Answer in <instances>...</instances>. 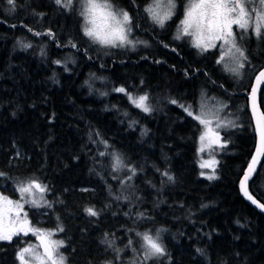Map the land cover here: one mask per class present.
<instances>
[{
    "label": "trees",
    "instance_id": "trees-1",
    "mask_svg": "<svg viewBox=\"0 0 264 264\" xmlns=\"http://www.w3.org/2000/svg\"><path fill=\"white\" fill-rule=\"evenodd\" d=\"M148 1L113 0L138 25L130 35L154 48L133 52L84 36L75 0H0L1 190L16 197L30 178L47 186L41 224L63 228L65 264H264V215L238 186L255 147L248 92L264 54L244 47L248 81L239 83L217 50L175 39L183 0L163 28L144 11ZM127 93L147 95L152 110ZM205 101L214 126L217 116L236 123L217 129L224 147L212 179L201 174L202 125L184 110L199 114ZM259 103L264 112V87ZM117 156L123 166L113 171ZM249 190L264 203V159ZM137 233L158 234L166 256L146 261ZM20 246L0 242V264H18Z\"/></svg>",
    "mask_w": 264,
    "mask_h": 264
},
{
    "label": "snow or ice",
    "instance_id": "snow-or-ice-1",
    "mask_svg": "<svg viewBox=\"0 0 264 264\" xmlns=\"http://www.w3.org/2000/svg\"><path fill=\"white\" fill-rule=\"evenodd\" d=\"M55 4L61 8H72L74 0H54ZM81 5L80 15L83 17V34L93 43L111 48H123L126 45H134V43H144L143 41H133L130 34L133 31L132 17L127 10L118 8L113 0H75ZM9 5L15 6V0H7ZM178 10L177 0H151L147 4L144 11L147 13L151 21L163 28L165 23L172 19ZM239 30V33L234 31ZM31 31V29H29ZM251 32L259 39H264V0H185L183 9V18L177 25V35L175 39H181L182 36L192 38V46L201 52H207L213 48H219L221 55L217 59V63H222L227 57L234 63V67L229 68L233 74L239 75V69L244 68L243 60H246L245 52L238 46L239 39H243V34ZM36 35H41L36 33ZM52 36L51 32L46 33ZM219 42V43H218ZM30 44H24V48L30 47ZM76 47L75 44L71 45ZM55 63H60L55 61ZM261 84H264V71H261L255 78V84L251 86L249 99L251 100L252 113L255 119V133L258 138L256 154L252 157V162L245 172L244 178L240 181L241 190L244 195L256 204L257 207L264 210V204L258 203L249 195L246 189V183L250 179V173L255 170L254 165L258 161V157L264 155V112L259 111L257 104V92L260 90ZM116 92L126 93L123 87L116 88ZM129 101L137 108L144 112H150L152 109L148 106V96L142 95L133 97L127 93ZM172 103H177L175 100ZM222 105V108H226ZM189 116L203 126V131L199 137L200 148L203 152L206 148L211 149L214 146L223 148L224 144L220 142V135L217 129L221 127H235V121L229 120L226 123L221 122L219 116L216 117V126L213 128L212 120L208 119L204 113L194 114L188 108H185ZM106 143V142H105ZM101 156L105 153L101 152ZM216 163L215 160L204 161L200 167H212ZM123 166V161L117 156L114 158L113 171ZM135 174L134 169H130ZM203 175V173H201ZM0 172V176H4ZM164 175H167L165 173ZM212 179V176L208 177ZM128 179H131L129 177ZM171 180L172 177L168 176ZM15 192L19 193V199L13 200L8 196L0 195V242H13L14 237L21 235L27 236L29 233L34 235L40 241L39 245L33 247H21L16 252V259L19 264H65L66 257L59 252L63 247L62 240L52 239L53 232L41 230L31 225L28 219V213L24 211V204H29L36 208L41 207L43 196H37V193L47 191V186L38 183L36 179L30 178L27 181L18 182ZM48 207H51L47 201H44ZM88 215L96 216L98 213L93 208L85 210ZM143 215V214H141ZM59 231H63L57 225ZM159 232V230H158ZM107 236V234H105ZM142 236L144 259L150 260L154 258L166 256V249L159 242V235L153 238L148 233H137ZM112 247V243L105 240ZM132 241H129V245ZM39 248L43 252L38 251ZM119 250H117L118 252ZM202 255L203 250L197 249ZM112 264V262H108ZM135 264V261H133Z\"/></svg>",
    "mask_w": 264,
    "mask_h": 264
},
{
    "label": "rangeland",
    "instance_id": "rangeland-1",
    "mask_svg": "<svg viewBox=\"0 0 264 264\" xmlns=\"http://www.w3.org/2000/svg\"><path fill=\"white\" fill-rule=\"evenodd\" d=\"M150 2H151V0L148 1V3H150ZM178 2H182V0H178ZM184 4H185V0H183V2H182V6H183L182 8L183 9H184ZM79 9H81V7H79ZM182 18H183V12L181 14L180 20ZM180 20H179V22H180ZM234 31L239 33V30L235 29V27H234ZM182 37H187V36H182ZM130 39H132L134 42L135 41H139V40H136L131 35H130ZM189 39H190V42L192 44V38L189 37ZM135 44L136 43H134V45H126L125 49L128 50V51L135 52L137 50V47H136ZM238 46L241 47V49L243 51H244V47H251L252 49H254L255 52H259L262 55L264 54V49H263L264 48V39L257 38L254 34H251V32H249L247 34H243V39L242 40L239 39V35H238ZM142 47L145 48V50L146 49L149 50V51L154 50L153 45L150 42H148V41L142 43ZM210 50H215V51L217 50V53H216L217 54V59L221 55V52H220L219 48H213V49H210ZM221 65L226 70H228L229 68L235 66L233 61H231L227 57L225 58V61L221 63ZM237 77H238L237 80H238L239 83L245 84L248 81V77H247L246 74H244L242 72V69H239V75H237ZM206 104H210V102L209 101H205L204 104L200 103V104H198L197 108L199 109V111L201 113H204L208 119L212 120L213 119L212 118L213 111L210 109V107L207 108ZM186 108H188L190 111L193 112V110L190 109L189 107H186ZM184 110H185V107H184ZM186 113L188 114L187 111H186ZM211 126L213 128L215 127L213 125V122H212ZM202 131H203V126H202ZM202 131H201V133H202ZM219 135H220V142L223 144V140H222L220 132H219ZM199 148H200V142H199ZM219 148L220 147L214 146L211 149L206 148L205 151L200 152V164L202 162H204V161H211V160H215L216 161V163L212 167H206V168H203V169L201 168L204 177L208 178L209 176H213L214 175V171H215V168L217 166V156L216 155H217V151H218ZM260 188H262V187L260 186ZM0 195L8 196L10 199H13V200H18L19 199V193L17 194L16 197H12V196H9V195L5 194L4 192H2L1 187H0ZM37 196L38 197L39 196H43V200L41 201V207L36 208L34 206H30L29 204H24V211L28 213V219L31 222V225L33 227L39 228L41 230H46V231L53 232V235H52L51 238L54 239V240H62L64 242V244H65V236L61 234V231H59L56 226L55 227H49L46 224H41V223H44V218L42 217V215L45 214L44 209H45L46 204H44V201H45L44 193H37ZM31 209H33V211ZM28 242H29L28 244L20 246V248L21 247H27L29 245H32L33 247H36L37 244H38L37 241L35 242V240H32L31 242L28 241ZM62 248L59 249V252L63 254ZM38 251L43 252V250L41 248H39ZM18 264H19V261H18Z\"/></svg>",
    "mask_w": 264,
    "mask_h": 264
},
{
    "label": "water",
    "instance_id": "water-1",
    "mask_svg": "<svg viewBox=\"0 0 264 264\" xmlns=\"http://www.w3.org/2000/svg\"><path fill=\"white\" fill-rule=\"evenodd\" d=\"M261 71H264V66H263L259 71H257V73L255 74V76L253 77V80H252L251 86H252L253 84H255V78H256L257 75H259V73H260ZM251 86H250V89H249V92H248V107H249V111H250V114H251V118H252V122H253V127H254V129H255V119H254V117H253V113H252L251 100L249 99L250 92H251ZM263 87H264V84H261V86H260V90H258V92H257V104L259 105V111H261V112H263V111H262V109H261V107H260L259 100H260V94H261V91H262V88H263ZM255 135H256V133H255ZM257 143H258V138H257V136H256L255 147H254L253 153H252V155H251V157H250V159H249V162H248L247 166H246L245 169H244V172H243L242 177L240 178V181L244 178V174H245L246 171H248V166H249V164L252 162V157L256 154ZM263 159H264V155H261L260 157H258V161H257V163L254 165L255 170H254L253 172L250 173V179H249V180L247 181V183H246V189H247L249 195H251L252 198L255 199V200H256L258 203H260V204H263V203H262L261 201H259V200H258V199H257V198H256L251 192H250V190H249V182L252 180V178L256 175V173H257L258 170L260 169V166H261V164H262ZM240 181H239L238 186H239V192H240L241 196L244 198V200H245V201H246V202H247L252 208H254L256 211H258L259 213H261L262 215H264V210H261V208L257 207L256 204H253L252 201L249 200V199L244 195V192L241 190ZM36 241H37L38 244L40 243L39 240L36 239ZM41 249H42V248H41ZM42 250H43V249H42Z\"/></svg>",
    "mask_w": 264,
    "mask_h": 264
},
{
    "label": "flooded vegetation",
    "instance_id": "flooded-vegetation-1",
    "mask_svg": "<svg viewBox=\"0 0 264 264\" xmlns=\"http://www.w3.org/2000/svg\"><path fill=\"white\" fill-rule=\"evenodd\" d=\"M183 7V6H182ZM182 12H183V8H181V14H182ZM181 17V16H180ZM179 20H180V18H179ZM179 24V22L177 23V25ZM32 240H35V242H36V237L34 236V235H32L31 233H29V235H27V236H23V235H21V236H19V237H14L13 238V242H19L20 244H21V246H23V245H26V244H28L29 242L28 241H32ZM37 244V243H36ZM38 245V244H37Z\"/></svg>",
    "mask_w": 264,
    "mask_h": 264
},
{
    "label": "bare ground",
    "instance_id": "bare-ground-1",
    "mask_svg": "<svg viewBox=\"0 0 264 264\" xmlns=\"http://www.w3.org/2000/svg\"><path fill=\"white\" fill-rule=\"evenodd\" d=\"M259 200V199H258ZM260 201V200H259ZM264 204V203H263Z\"/></svg>",
    "mask_w": 264,
    "mask_h": 264
}]
</instances>
